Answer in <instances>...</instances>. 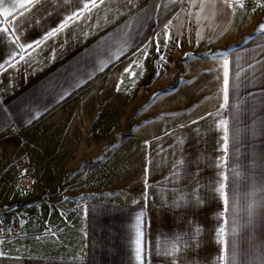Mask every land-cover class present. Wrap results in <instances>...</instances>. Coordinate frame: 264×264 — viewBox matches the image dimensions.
I'll return each instance as SVG.
<instances>
[{
	"label": "crops",
	"instance_id": "1",
	"mask_svg": "<svg viewBox=\"0 0 264 264\" xmlns=\"http://www.w3.org/2000/svg\"><path fill=\"white\" fill-rule=\"evenodd\" d=\"M88 2L0 23V158L42 136L41 194L0 182V264H141L137 217L144 264H264L258 0H104L19 60Z\"/></svg>",
	"mask_w": 264,
	"mask_h": 264
},
{
	"label": "snow or ice",
	"instance_id": "2",
	"mask_svg": "<svg viewBox=\"0 0 264 264\" xmlns=\"http://www.w3.org/2000/svg\"><path fill=\"white\" fill-rule=\"evenodd\" d=\"M3 2L4 0H0V15L4 17L3 20H0V23H8V17L14 16V14H18L20 16H23L25 12H29L31 7L34 6V4L39 3L40 0H21V2L17 4H13L11 6V9L3 7ZM65 3H68L69 0H64ZM132 0H129V3H131ZM215 2V0H213ZM223 3L227 4L229 7H232L233 4H237L239 7H244L243 0H222ZM104 3V0H89L88 3L83 4V8L79 12H73L71 15L67 16V18L61 23L57 28H55L52 31H49L44 37L43 40H37L35 41V44H20V52L21 54L19 55V60L24 61L25 56L24 52L26 49H31L32 51H35L36 48H39L44 41H47L49 38L55 37L57 33L62 32L65 28L69 26L71 22H74L75 20H79L81 16L84 15L85 12H91L93 9L98 8L101 4ZM258 3L260 6H264V0H258ZM11 25L9 24V27H4L3 29H0V32L2 33H7L9 31V28ZM260 30L264 31V25L260 26ZM19 40V37L16 38L14 43H16ZM163 59V57H161ZM7 67H16L15 64L13 63H8ZM223 68H224V86H223V98H224V104L221 105L222 108L226 107L228 105V100H229V60L227 56H224V63H223ZM6 67L3 64H0V71H6ZM221 125L224 127L225 131V151H227L228 145H227V122L226 121H221ZM224 179H227L225 176ZM225 187L226 185L221 183L220 187L217 189V191L220 192L221 196L224 198V203H225V211H227V205H228V196L227 193L225 192ZM196 233L199 232V229L197 228ZM225 229L220 228L218 235L220 236L221 240H223V235H224ZM136 258L141 262V264H144L143 261V246H142V235L143 233L140 230V217H137V225H136ZM180 251L179 247H174V251L172 253H168L169 255H174L175 253H178Z\"/></svg>",
	"mask_w": 264,
	"mask_h": 264
},
{
	"label": "rangeland",
	"instance_id": "3",
	"mask_svg": "<svg viewBox=\"0 0 264 264\" xmlns=\"http://www.w3.org/2000/svg\"><path fill=\"white\" fill-rule=\"evenodd\" d=\"M258 9L263 11L264 6H260ZM263 16L260 19H263ZM54 128L58 129V125H55ZM41 138L42 136L35 144L26 140L20 142L14 140L11 141L10 148L2 150L4 157L0 158L1 165L10 169V172L0 174V182L5 178L4 182L13 183L15 188L17 187L18 197H35L42 192ZM28 148L32 150L31 155L27 153ZM18 197L15 199H20ZM0 203H3L1 198Z\"/></svg>",
	"mask_w": 264,
	"mask_h": 264
}]
</instances>
